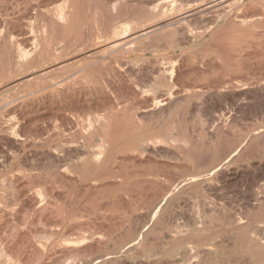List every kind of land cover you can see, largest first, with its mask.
Returning <instances> with one entry per match:
<instances>
[{
  "label": "rangeland",
  "instance_id": "1",
  "mask_svg": "<svg viewBox=\"0 0 264 264\" xmlns=\"http://www.w3.org/2000/svg\"><path fill=\"white\" fill-rule=\"evenodd\" d=\"M64 1L0 0V264H264V0Z\"/></svg>",
  "mask_w": 264,
  "mask_h": 264
},
{
  "label": "bare ground",
  "instance_id": "2",
  "mask_svg": "<svg viewBox=\"0 0 264 264\" xmlns=\"http://www.w3.org/2000/svg\"><path fill=\"white\" fill-rule=\"evenodd\" d=\"M55 1V0H54ZM58 1V0H57ZM61 1V0H60ZM80 1V0H79ZM65 3H64V5L62 6V7H59V9L58 10H56V11H52L53 13L52 14H50V16H52V17H54L55 19H56V21H59V22H64V21H68L70 18H71V14H72V12H73V7H74V1L73 0H65L64 1ZM132 2V1H131ZM46 3V2H45ZM55 4H56V2H55ZM193 5V4H192ZM35 6V5H34ZM36 7V6H35ZM44 7V6H43ZM76 7V6H75ZM33 9V8H32ZM38 13V12H37ZM51 13V12H50ZM82 13V12H81ZM1 14V13H0ZM36 14V13H35ZM39 14V13H38ZM162 14V13H161ZM40 15V14H39ZM42 15V14H41ZM90 15V14H89ZM49 16V15H48ZM49 16V18H51ZM34 17V16H33ZM22 18V17H21ZM36 19L38 18V16H36L35 17ZM48 18V19H49ZM41 19V18H40ZM40 19H39V21H40ZM54 19V20H55ZM34 20V19H33ZM42 21L44 20V19H41ZM47 20V19H46ZM48 22V21H47ZM52 22V21H51ZM10 23V22H9ZM43 23H45V21L43 22ZM49 23V22H48ZM48 23H47V26H48ZM88 23V22H87ZM90 23V22H89ZM49 24H51V23H49ZM124 26H125V24H123ZM122 25V26H123ZM37 26V25H36ZM39 26V25H38ZM46 26V27H47ZM2 27V26H1ZM22 27V26H21ZM42 27L43 26H41V27H39V29L41 28L42 29ZM106 27V26H105ZM19 28V27H18ZM45 28V27H44ZM12 29H14L13 27H12ZM47 29V28H46ZM116 29V28H115ZM121 29V28H120ZM127 29V28H126ZM16 30V29H15ZM38 31H40V30H38ZM48 31V30H47ZM105 31V30H104ZM114 31V30H113ZM30 32V31H29ZM124 32V31H123ZM123 32L121 31V30H116L115 32H114V36H116V37H121L122 35H123ZM136 32V31H135ZM47 33V32H46ZM125 33V32H124ZM145 33V32H144ZM39 34H40V32H39ZM41 34H43L42 32H41ZM17 35V34H16ZM105 35V34H104ZM113 35V34H112ZM185 35V34H184ZM2 36H3V33H2ZM2 36H0V37H2ZM6 36V35H5ZM21 36H22V34H21ZM86 36V35H85ZM33 37V36H32ZM38 37V36H37ZM3 38V37H2ZM4 38H6V37H4ZM3 38V39H4ZM40 38V37H39ZM39 38H37V39H39ZM44 38V37H43ZM46 38V37H45ZM45 38L43 39V40H40V41H44L45 40ZM96 38V37H95ZM2 39V40H3ZM41 39H42V37H41ZM85 39V38H84ZM0 40H1V38H0ZM38 40V41H39ZM59 41V40H58ZM62 42V41H61ZM118 42V40L117 39H115V40H113V45L114 44H116ZM6 43V42H5ZM41 42H39V44H40ZM59 43H60V41H59ZM43 44H44V42H43ZM61 44V43H60ZM127 44V43H126ZM3 45V44H2ZM63 45V44H62ZM26 46V45H25ZM24 46V47H25ZM43 46V45H42ZM41 45H40V47H42ZM112 46V45H111ZM20 47H22L21 45H20ZM28 47V46H27ZM27 47L25 48V49H27ZM31 47V46H30ZM59 47V46H58ZM114 47V46H113ZM111 48V47H110ZM14 49V48H13ZM31 49V48H30ZM60 49V48H59ZM109 49V48H108ZM32 50V49H31ZM35 50V49H34ZM42 50V49H41ZM41 50H39V51H41ZM118 50V49H117ZM10 51V50H9ZM14 52V51H13ZM16 52H17V56L20 58V60L22 59H26L28 56H30V50L28 51V50H23V47H22V49H17L16 50ZM15 52V53H16ZM31 53H34V52H31ZM35 55V54H34ZM39 55V54H38ZM115 55V54H114ZM13 57H15L16 58V60H17V58L18 57H16V56H13ZM40 58H41V56H40ZM43 58H44V56H43ZM85 58V57H84ZM16 60H15V62H16ZM32 60V59H31ZM24 62V61H23ZM28 62V61H27ZM39 62V61H38ZM37 62V63H38ZM44 62V61H43ZM21 63V62H20ZM17 64H18V62H17ZM25 64V63H24ZM27 64V63H26ZM120 64V63H119ZM22 66H24V67H26L25 65H22ZM30 66H32L31 64H30ZM63 66V65H62ZM21 66H19V68H20ZM35 67V66H34ZM18 68V67H17ZM27 68H29V67H27ZM26 68V69H27ZM33 68V67H32ZM86 68V67H85ZM133 69V68H132ZM59 70V69H58ZM119 71V70H118ZM140 71V70H139ZM126 72V71H125ZM130 73V72H129ZM133 73V72H132ZM179 73V72H178ZM135 74V73H134ZM119 75V74H118ZM123 75V74H122ZM122 79V78H121ZM75 80V79H74ZM57 81H59V79L57 80ZM61 82H63L62 80H61ZM86 82V81H85ZM68 83V82H67ZM72 83H73V81H72ZM71 83V84H72ZM83 83H84V81H83ZM2 84V83H1ZM0 84V85H1ZM23 84V83H22ZM60 84V83H59ZM74 84V83H73ZM171 84V83H170ZM57 84H55V86H56ZM69 84H67V86H68ZM130 85V84H129ZM52 86V85H51ZM82 86V85H81ZM92 86V85H91ZM58 88H60V87H58ZM71 88V87H70ZM85 88V87H84ZM83 88V89H84ZM87 88V87H86ZM65 89H66V86H65ZM89 89V88H88ZM59 90V89H58ZM53 91V90H52ZM69 91V90H68ZM74 91V90H73ZM59 92H61V91H59ZM67 92V91H66ZM35 93V92H34ZM77 94V93H76ZM55 95V94H54ZM53 94H51L50 96H54ZM45 96V95H44ZM79 96V95H78ZM213 96V95H212ZM26 97V96H25ZM49 97V96H48ZM47 97V98H48ZM64 97V96H63ZM46 98V99H47ZM79 98V97H78ZM220 98V97H219ZM18 99V98H17ZM43 99V98H42ZM83 100V99H82ZM87 100V99H86ZM16 101V100H15ZM182 101V100H181ZM39 102V101H38ZM37 102V103H38ZM57 102V101H56ZM62 102V101H61ZM176 102V101H175ZM33 103V102H32ZM34 103H36V102H34ZM14 104V103H13ZM79 104V103H78ZM81 105V104H80ZM169 105V104H168ZM78 106V105H77ZM165 106V105H164ZM146 109V108H145ZM22 115V114H21ZM24 115V114H23ZM22 118V117H21ZM20 119V118H19ZM28 121V120H27ZM5 122V121H4ZM212 122V121H211ZM24 126V125H23ZM20 127V126H19ZM2 129V128H1ZM19 129V128H18ZM21 130H22V126H21ZM21 137V136H20ZM11 138V137H10ZM20 140H22V139H20ZM14 141V140H13ZM16 141V140H15ZM147 149V148H146ZM150 152V151H149ZM81 155V154H80ZM140 157V156H139ZM170 157V156H169ZM136 158V157H135ZM174 158V157H173ZM62 167V166H61ZM198 178V177H197ZM193 181V180H192ZM185 182V181H184ZM181 185V184H180ZM173 193V192H172ZM35 200V199H34ZM166 201V200H165ZM217 204V203H216ZM160 208V207H159ZM212 208V207H211ZM261 208V207H260ZM252 210V209H251ZM163 211V210H162ZM205 213V212H204ZM245 216V215H244ZM149 219H150V217H149ZM203 219V218H202ZM152 220H153V217H152ZM157 220V219H156ZM192 220V219H191ZM194 222V221H193ZM199 227V226H198ZM242 227V226H241ZM146 232V231H145ZM263 232V231H262ZM177 234V233H176ZM142 236V235H141ZM145 236V235H144ZM138 238V237H137ZM141 239H143V236H142V238ZM135 241H136V237H135ZM133 242H134V239H133ZM141 242V241H140ZM135 243H137V241L135 242ZM132 244H134V243H132ZM139 244V243H138ZM130 246V245H129ZM133 247V246H132ZM134 248H135V246H134ZM210 249V248H209ZM252 249V248H251ZM205 251V250H204ZM213 251V250H212ZM123 254V253H122ZM112 255V254H111ZM90 263V262H89Z\"/></svg>",
  "mask_w": 264,
  "mask_h": 264
}]
</instances>
